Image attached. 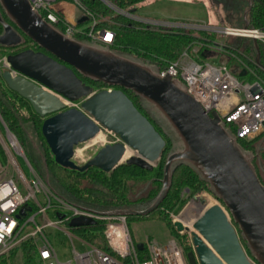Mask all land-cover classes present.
<instances>
[{"label":"water","instance_id":"water-1","mask_svg":"<svg viewBox=\"0 0 264 264\" xmlns=\"http://www.w3.org/2000/svg\"><path fill=\"white\" fill-rule=\"evenodd\" d=\"M247 2L244 29L250 26L253 7L252 0ZM0 8L10 22L0 12V48H19L28 38L41 50L9 55L7 61L18 75L7 71L1 78L45 119L42 136L58 166L80 173L96 168L109 174L122 164L153 171L166 141L123 90L140 99L167 135V128L173 134L168 135L173 148L166 156L162 187L151 201L118 208L91 206L54 185L44 167V174L39 173L59 197L104 217H147L168 196L176 169L187 166L221 203L204 205L191 221L193 251L186 255L188 264H264V184L253 165V154L241 148L216 113L207 115L180 81L162 77L156 66L109 47L68 38L45 21L29 0H0ZM251 42L255 63L264 69L259 43ZM79 76L114 89L93 92ZM63 100L79 102L80 108H68ZM101 133L116 135L120 142L103 146L84 165L77 164V148ZM128 151L132 155L125 160ZM27 211L30 208L24 207L19 215ZM94 225V220L86 218L71 223L73 228ZM174 228L178 233L185 231L179 222ZM137 249L142 251L143 244Z\"/></svg>","mask_w":264,"mask_h":264},{"label":"built area","instance_id":"built-area-1","mask_svg":"<svg viewBox=\"0 0 264 264\" xmlns=\"http://www.w3.org/2000/svg\"><path fill=\"white\" fill-rule=\"evenodd\" d=\"M72 1L83 10L79 0ZM29 2L49 24L55 27L62 22L66 27L63 33L68 38L76 39V35L85 36L91 43L103 47H111L115 42V35L111 30H95V23L90 32L80 31L78 23L67 17L66 12L59 7L63 1L29 0ZM124 14H128V18L132 17L131 19L149 29H164L170 32L181 30L215 32L227 38L255 39L264 47V29L251 26L244 29L230 26L219 28L160 23L141 19L129 13ZM192 51L203 60H195L191 56ZM214 52L223 53V48L215 44L213 47L205 48L204 43L195 42L177 60L167 63L162 70H159L160 74L162 77L169 76L180 81L207 115L216 113L219 116L225 128L237 141L252 140L264 133V83L241 80L239 74L248 72L252 75V70L243 62L236 67L237 73L230 70L226 64L215 66L205 62L204 59L213 56ZM8 56L5 55L0 59V76L7 71L12 76H17L18 74L7 61ZM63 101L68 108H80L79 102ZM102 134L103 140L90 144L105 146L120 142L116 135ZM0 148L5 159L4 162L0 158V261L24 244L32 242L37 250L39 264H188L185 251L177 240L161 245L155 240L147 239L143 243V250L139 251L137 245L140 243H136L133 238L128 217L96 215L59 197L29 162L20 142L8 129L1 115ZM18 156L24 158L30 171V179L19 165ZM186 193L188 191H184L183 196L189 195ZM213 198L196 197L195 200H199V203H195L194 210L185 209L180 215L172 216L173 225L179 222L185 229L179 233L180 235L187 236L192 242L194 230L191 221L200 209L210 202L221 205L216 198ZM24 207L30 208V211L20 216L19 212ZM49 213L53 214L55 219H50ZM38 217L41 218L40 222L37 221ZM80 218L94 220L95 225L92 227L99 230L98 234L108 250L72 234L71 223ZM48 229L61 230L68 236L72 247L71 259L65 262L60 260V255L46 233ZM186 229L189 231L187 232ZM75 240L85 248L84 251L79 252L76 249ZM143 251L148 255L146 260L140 259L139 254Z\"/></svg>","mask_w":264,"mask_h":264},{"label":"trees","instance_id":"trees-1","mask_svg":"<svg viewBox=\"0 0 264 264\" xmlns=\"http://www.w3.org/2000/svg\"><path fill=\"white\" fill-rule=\"evenodd\" d=\"M61 1L73 2L72 0H58V2ZM105 1L114 9L133 15L138 9L137 6L146 0ZM79 2L86 14V21L84 23L88 24V27L84 30H81V24H78V29L80 31L84 33L90 32L94 23L95 30H111L115 35V42L109 47L111 51L128 55L144 63L156 65L159 67V70H162L167 63L177 60L182 53L195 42L204 43L205 48L213 47L214 44L220 46L214 43L215 36L213 33L201 31L195 34L189 30L170 32L164 29H149L147 26L131 18L122 17L101 0H79ZM252 2L253 7L248 15L249 24L253 28L264 29V0H252ZM0 12L5 21L10 23L1 8ZM238 20L240 24L243 25V20ZM55 27L61 32L66 30L62 22ZM2 31L3 29L0 26V34H2ZM76 39L91 43L85 36L76 35ZM232 39V43L228 38L224 40L225 42L223 46H221L223 48V54L229 56V61L233 62L236 66H239L240 62L246 64L264 82V69L255 63V50L251 40L245 38ZM29 45L36 46L31 40L25 38V42L22 46L17 48L15 53L17 54L31 49ZM259 46L262 55L261 44H259ZM8 50L9 49L0 48V54L10 55ZM203 57H205V55ZM261 60L263 63V56ZM250 76L248 72H244L242 76L240 74L238 75L241 80L249 78L250 81H252ZM79 77L83 80L84 84L91 86L93 92L97 93L114 89L109 88L103 83H96L82 78L81 76ZM2 82L0 76V115L3 121L8 129L16 136L25 151L29 145L28 138L30 134H33L31 132L33 131L39 137L43 147L41 156L43 162L46 163L48 173L54 185L59 186L71 198L99 208H118L145 204L158 195L162 187L164 160L172 150L173 142L162 127L146 112L140 99L134 96L130 91L123 90L132 100L135 107L152 122L156 130L166 141V148L158 165L151 172L135 166L122 164L109 174L96 168H91L80 173L62 168L54 162V158L41 132L45 119L38 116L26 100L10 91L5 83H3V86ZM262 138H264V133L252 140H238V144L244 151L254 152L256 145ZM0 152H2L1 148ZM262 158L264 159V152L262 153ZM199 189H206L210 192L209 186L201 181L191 168L181 166L174 172L172 187L160 207L147 217H128V224L132 220H148L152 217H156L158 220L169 224V229L173 231V234L179 241H184L188 237L180 235L174 228V225L168 221L169 212H172L182 204L181 193L184 191L195 193L199 191ZM91 228L93 227L73 229L79 234V237L94 243V239L100 238V235L87 233ZM241 242L243 246H245V242ZM99 247L108 250L105 244ZM183 249L186 255L192 251L190 245L183 247ZM21 251L24 264H39V262H37V250L32 242L24 244L21 247ZM139 256L141 260H146L148 258L145 251L141 252ZM6 262L7 258L2 259L0 264H7Z\"/></svg>","mask_w":264,"mask_h":264},{"label":"rangeland","instance_id":"rangeland-1","mask_svg":"<svg viewBox=\"0 0 264 264\" xmlns=\"http://www.w3.org/2000/svg\"><path fill=\"white\" fill-rule=\"evenodd\" d=\"M204 2L207 3L208 9H210V11L212 12L214 11V13L218 16V24H219L218 27L219 28H222L224 26H230L233 28H243V25L240 24L238 19L243 20L244 12L248 9V2L246 0H221L219 2H217L216 0H205ZM143 3L137 6L138 9L133 14V16L141 18V19L149 20L152 22L178 23V24H186V25H194V26H202V27L211 26L209 25L210 15L201 1H195L194 4L192 5H187L184 3H174V2H170L166 0H155L153 2H150V0H146ZM68 5H71V8L76 12V22L78 24H81V27H80L81 30L86 29L88 27V24L84 23L86 21L85 12L75 2H68ZM109 7L113 9L116 13L120 14L122 17L126 18L129 16L128 14H124V12L122 11L114 9L111 5ZM235 12L238 13V15ZM192 32L196 34V33H200L201 31L192 30ZM213 34L215 36L214 43H217L220 46H223V43L225 42L224 40L227 39V37H224L221 34L215 33V32H213ZM228 40L231 43L233 41L232 38L230 39L228 38ZM29 48L33 49L32 45H29ZM261 49H262V56H263L262 64L264 65V47L262 45H261ZM190 53H191V56L195 60H198V61L203 60V58H199L198 56H196L193 53V51ZM5 55L6 54H2V55L0 54V59ZM204 61L210 64H213L215 66H219L222 63L226 64L230 70H233V67L235 68L236 66L235 64H233V62L229 61V56L223 53H218V52H214L213 56L211 57L209 56L208 58H205ZM250 77L252 81H250L249 78H246V80H243V81L245 82L260 81L264 83L260 79V77L256 75V73L253 70H252V75ZM3 83L4 82H2V84ZM155 117L159 120L160 123L164 122L157 115H155ZM1 130L3 132L2 128ZM166 132L168 133V135L173 136L172 132L168 130V128L166 129ZM31 133L33 134H30L28 138L29 145L26 151L24 148L23 149L26 152L25 155L27 159L32 164L34 169L38 172L42 171L44 174V167H46V163L43 162V158L41 156L43 147L41 145L39 137L33 131ZM101 138L102 140L104 138L102 133H101ZM257 145H259L260 148L264 149V138H262L258 142ZM103 146L104 144L102 145L97 144L94 146H92L91 144H86V145L79 146L77 148L75 162L79 165H84L88 160L93 158ZM131 155H132V152H129L128 156H131ZM0 158H2V161L5 162L2 152H0ZM17 161L19 165L21 166V168L23 169L24 173L30 179V171L28 167L26 166L24 158L18 156ZM158 163L156 164V166L158 165ZM262 178L264 181V170L262 171ZM188 193H189L188 196H183V193H181V201H182L181 203L182 204L176 209H174L172 212H169L168 221L171 222L172 224H173L172 216L180 215L185 209H189V210L195 209V203H199V200H195L196 197L213 198V195L206 189H199V191L195 193H191L188 191ZM188 193H186V195ZM193 200H195V202ZM49 216H50V219H55V216L53 214L49 213ZM37 221L40 222L41 218L38 217ZM168 226L169 224L158 220L156 217H152L151 219H148V220H132L129 223L131 233L136 243L143 244L146 242L147 239H150V240H155L161 245H166L171 240H177L180 243V245H182L183 247L190 245L193 251V245L190 239L187 238L184 241H181V240L179 241L178 238H176L175 235L173 234V231L169 229ZM98 231H99L98 229L91 228L89 229L87 233L99 235ZM71 232L75 236L79 235L78 233L74 231V229H72ZM46 233L49 236L52 243L54 244L56 251L60 255V260L65 262L71 259L72 258V247H71V243H70L68 236L61 230L55 231L53 229H48ZM94 243L97 244L98 246H103L104 244L102 238L94 239ZM74 245L76 246V249L79 252H82L85 250V248L82 247L77 240L74 241ZM6 258H7V262H6L7 264H24L21 248L11 253L10 256ZM6 258H3V259H6ZM37 262H39L38 257H37Z\"/></svg>","mask_w":264,"mask_h":264},{"label":"crops","instance_id":"crops-1","mask_svg":"<svg viewBox=\"0 0 264 264\" xmlns=\"http://www.w3.org/2000/svg\"><path fill=\"white\" fill-rule=\"evenodd\" d=\"M153 1H155V0H150V2H153ZM166 1L174 2V3H184L187 5H192V4H194L195 1H201L204 4V7L207 9V11L210 15L209 16V20H210L209 25L216 26V27L219 26L218 16L214 13V11L212 12V11H210V9H208L207 3L204 2L205 0H166ZM59 7L66 12L67 17L71 18L74 22L76 21V12L71 8V5H68V2L63 1L62 3L59 4ZM236 14L238 15V13H236ZM236 67L237 66H235V68L233 67V70L235 72L237 71Z\"/></svg>","mask_w":264,"mask_h":264},{"label":"flooded vegetation","instance_id":"flooded-vegetation-1","mask_svg":"<svg viewBox=\"0 0 264 264\" xmlns=\"http://www.w3.org/2000/svg\"><path fill=\"white\" fill-rule=\"evenodd\" d=\"M217 2L221 1V0H216ZM247 1V0H246ZM32 50H35L36 52H41V50L36 47V46H32ZM17 50V48L15 49H9V53L10 55H15V51ZM18 54V53H17ZM264 152V149L260 148L259 145H256V149L254 152L251 151V153L253 154V165L256 169L257 175L260 179V181L264 184L263 178H262V171L264 170V159L262 158V153Z\"/></svg>","mask_w":264,"mask_h":264},{"label":"bare ground","instance_id":"bare-ground-1","mask_svg":"<svg viewBox=\"0 0 264 264\" xmlns=\"http://www.w3.org/2000/svg\"><path fill=\"white\" fill-rule=\"evenodd\" d=\"M102 138H101V134L98 135L94 140H93V143H96L97 141H101ZM131 152V151H128L127 154L125 155V160L128 159L130 156H128V153Z\"/></svg>","mask_w":264,"mask_h":264}]
</instances>
